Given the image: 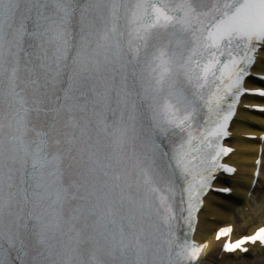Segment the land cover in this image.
Returning <instances> with one entry per match:
<instances>
[{"label": "snow or ice", "instance_id": "obj_1", "mask_svg": "<svg viewBox=\"0 0 264 264\" xmlns=\"http://www.w3.org/2000/svg\"><path fill=\"white\" fill-rule=\"evenodd\" d=\"M258 53L264 0H0V264H203Z\"/></svg>", "mask_w": 264, "mask_h": 264}, {"label": "bare ground", "instance_id": "obj_2", "mask_svg": "<svg viewBox=\"0 0 264 264\" xmlns=\"http://www.w3.org/2000/svg\"><path fill=\"white\" fill-rule=\"evenodd\" d=\"M256 67L259 72L264 73V67L260 65V62H257ZM249 84L252 87H258L254 81H250ZM249 100L257 102V100ZM262 101L264 102V100ZM263 126L264 115L252 114L244 110H239L232 124L234 136L229 143L236 148V151L229 157V161L239 168L234 178L231 179L235 191L228 199L214 194H210L207 197L206 204L200 214V223L196 232V239L199 241H210L208 257L203 264H247L238 260L241 256L240 254L224 255L219 260L220 243L213 241V233L219 227L235 224V234L240 235L247 231L251 233L255 227L264 224V211L262 213L252 211L249 215L244 211L246 206L251 208L247 195L250 189L251 174L254 168L253 162L257 156L258 147L257 141L243 138L244 134L258 133L263 129ZM263 189L264 165L261 180L254 190V199L262 200ZM262 202L264 203V201ZM261 208H264V206L262 205ZM253 256L254 259L249 264H264L263 250L259 248L253 249Z\"/></svg>", "mask_w": 264, "mask_h": 264}, {"label": "rangeland", "instance_id": "obj_3", "mask_svg": "<svg viewBox=\"0 0 264 264\" xmlns=\"http://www.w3.org/2000/svg\"><path fill=\"white\" fill-rule=\"evenodd\" d=\"M263 194H264V193H263ZM262 201H264V196H263L262 200H257V199L253 200V201L251 202V208H250V206H247V207L245 208V212L248 213V214H250L252 211L257 212V213H258V212H259V213H262V211H264V208H261L262 205L264 206V203H263ZM262 203H263V204H262ZM260 208H261V209H260ZM238 214H239V213H238ZM253 259H254V256H253L252 254H250V255H249L248 257H246V258H241V257L238 258V260L244 261V262H246L247 264L252 263Z\"/></svg>", "mask_w": 264, "mask_h": 264}]
</instances>
